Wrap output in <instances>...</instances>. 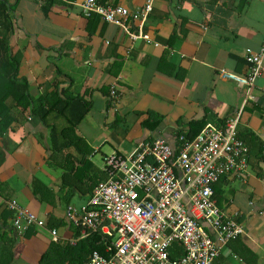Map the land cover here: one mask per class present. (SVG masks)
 Returning <instances> with one entry per match:
<instances>
[{
  "label": "crops",
  "instance_id": "1",
  "mask_svg": "<svg viewBox=\"0 0 264 264\" xmlns=\"http://www.w3.org/2000/svg\"><path fill=\"white\" fill-rule=\"evenodd\" d=\"M3 1L9 23H0V75L13 77L17 69L35 103L59 108L43 119L9 101L15 120L0 135V195L45 221L20 234L14 213L0 204V247L12 251L11 264H84L88 238L72 242L80 233L65 212L86 205L107 179L105 156H127L156 139L176 148L191 122L220 124L240 110L248 168L224 176L213 198L245 234L213 264H264V72L249 92L220 77L222 70L248 72L246 49L258 50L264 39V0H156L142 29L148 38L135 40L100 16H84L86 0ZM97 1L132 11L146 2ZM113 85L119 97L112 108ZM81 104L89 110L71 128Z\"/></svg>",
  "mask_w": 264,
  "mask_h": 264
},
{
  "label": "built area",
  "instance_id": "2",
  "mask_svg": "<svg viewBox=\"0 0 264 264\" xmlns=\"http://www.w3.org/2000/svg\"><path fill=\"white\" fill-rule=\"evenodd\" d=\"M155 1L146 0L141 9L132 11L86 0L81 9L86 17L98 15L118 25L134 40L147 39L142 29ZM133 22L138 23L135 31ZM245 61L246 74L222 70L220 77L249 92L264 72V39L258 50L246 49ZM118 97L113 85L110 107ZM240 115L241 110L223 123L207 124L191 140L179 135L176 148L156 139L139 143L130 155L105 156L107 179L96 186L86 205H70L65 212L68 223L80 233L73 243L93 235L105 241V254L95 250L84 264H213L225 247L245 234L244 226L226 216L213 198V186L224 176L248 168L249 148L237 132ZM0 204L14 213L13 224L20 234L31 227L44 228L45 221L16 200L0 195ZM57 234L51 230L54 241ZM176 246L179 254L172 256Z\"/></svg>",
  "mask_w": 264,
  "mask_h": 264
},
{
  "label": "trees",
  "instance_id": "3",
  "mask_svg": "<svg viewBox=\"0 0 264 264\" xmlns=\"http://www.w3.org/2000/svg\"><path fill=\"white\" fill-rule=\"evenodd\" d=\"M53 1V0H47ZM49 3V2H48ZM98 15H92V17H96ZM99 17V16H98ZM0 23L1 26L9 23L8 14H7V5L3 0H0ZM17 64V62H16ZM13 77H4L0 75V135H2L7 128L14 122L15 118L12 114V106L20 107L22 110H27L30 106L32 107V113L35 115L41 116V118L45 119L52 111L55 109H59L58 107H51L49 110L46 109V105L44 103H35L29 94V87L26 81L17 80V69L15 70V74ZM12 101L13 105L9 104V101ZM77 99H74V103ZM73 100L64 102L63 104H73ZM75 107L77 104H74ZM89 108L86 104H81L80 114L71 121V128H75V126L84 118L85 114L88 112ZM205 121H194L190 123V132L186 135V138L189 140L193 139L198 133L202 131V129L206 126ZM69 127V128H70ZM68 130V129H67ZM54 133L55 130H54ZM55 135V134H53ZM181 135V134H180ZM67 136V135H66ZM214 187V186H213ZM103 241L100 236L93 235L87 239L85 243V247H88V251L92 253L97 250L101 253H104L103 249ZM3 246L0 247V264H11L12 263V251L7 252L2 249ZM9 247V246H8ZM11 248V247H10ZM87 249V248H86ZM86 251H84L85 253ZM180 253L182 251L180 250ZM105 254V253H104ZM173 256V255H172ZM43 262L47 259V257H43ZM89 259V258H88ZM42 262V263H43Z\"/></svg>",
  "mask_w": 264,
  "mask_h": 264
}]
</instances>
